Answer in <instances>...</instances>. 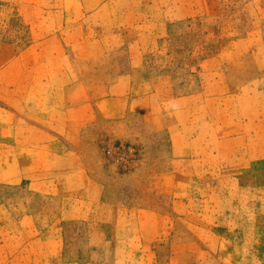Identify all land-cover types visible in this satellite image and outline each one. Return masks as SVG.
Instances as JSON below:
<instances>
[{"label":"rangeland","instance_id":"1","mask_svg":"<svg viewBox=\"0 0 264 264\" xmlns=\"http://www.w3.org/2000/svg\"><path fill=\"white\" fill-rule=\"evenodd\" d=\"M0 264H264V0H0Z\"/></svg>","mask_w":264,"mask_h":264}]
</instances>
